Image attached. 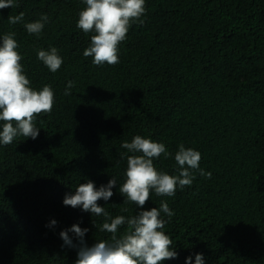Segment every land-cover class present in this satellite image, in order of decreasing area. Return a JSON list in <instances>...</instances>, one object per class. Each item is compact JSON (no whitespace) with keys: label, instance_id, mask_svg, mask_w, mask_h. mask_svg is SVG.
I'll use <instances>...</instances> for the list:
<instances>
[{"label":"trees","instance_id":"trees-1","mask_svg":"<svg viewBox=\"0 0 264 264\" xmlns=\"http://www.w3.org/2000/svg\"><path fill=\"white\" fill-rule=\"evenodd\" d=\"M145 6L144 23H133L119 45V63L102 66L83 55L93 34L77 28L83 0H17L0 9V38L15 33L31 87L47 84L55 93L51 113L36 118V139L0 145V264H75L73 224L88 229L89 247L110 240L100 230L105 217L63 204L89 180L99 188L115 178L113 195L98 200L111 217L141 211L119 192L132 155L121 145L136 135L172 153L154 160L158 170L179 174L174 154L183 144L201 153L199 167L211 173L196 170L191 186L172 197L153 191L143 206L166 201L174 213L161 218L177 256L162 264L188 257L195 264L197 253L204 264H264V0ZM20 12L24 23L49 17L39 36L9 24ZM50 47L63 59L55 73L37 58ZM70 80L75 86L64 95Z\"/></svg>","mask_w":264,"mask_h":264},{"label":"clouds","instance_id":"clouds-1","mask_svg":"<svg viewBox=\"0 0 264 264\" xmlns=\"http://www.w3.org/2000/svg\"><path fill=\"white\" fill-rule=\"evenodd\" d=\"M83 3L86 7L79 12L77 28L86 34L93 33L83 55L92 57V63L97 66L119 63V45L126 40L130 27L133 23H144L141 17L146 13L145 0H83ZM16 6L17 0H0V9ZM24 15L23 12L9 15V24L24 23ZM48 20L49 17L42 14L39 20L24 23V27L29 34L39 36ZM14 36L15 33L9 32L0 38V145L5 146L19 136L36 139L39 135L37 116L50 114L55 104L51 86L46 84L39 90L31 87ZM37 58L53 73L63 64L56 47L38 50ZM74 86V81H68L64 95H69ZM121 146L132 155L127 156L126 179L119 192L125 197V203H134L142 210L131 217L117 215L113 218L99 206L98 200L107 201L113 195L114 177L99 188L89 180L79 184L74 194H66L65 206L80 207L93 216L105 217L100 230L111 234L110 240L101 239L89 247L84 242L88 229L73 224L68 231L74 232L80 242L75 264H162L165 259L175 258L177 253L171 248L173 242L162 230L167 221L161 218V213L169 219L174 214L168 203L161 201L159 208L150 210H143V206L153 191L156 196L172 197L177 188L191 186L196 170L202 176L211 177L210 172L199 167L201 153L183 144L174 154L178 175H170L154 165V160L161 155L172 156L163 143L136 135ZM51 224L55 225L56 221L52 220ZM123 225L127 226L126 230L118 234ZM68 231H61V238L66 245L77 247ZM187 264H191V257L187 258ZM195 264H204L203 254H196Z\"/></svg>","mask_w":264,"mask_h":264}]
</instances>
